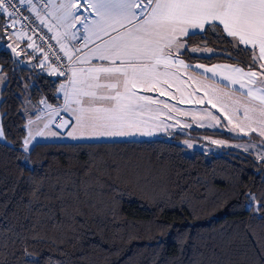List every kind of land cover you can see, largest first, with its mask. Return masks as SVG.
Here are the masks:
<instances>
[{"label":"trees","instance_id":"obj_1","mask_svg":"<svg viewBox=\"0 0 264 264\" xmlns=\"http://www.w3.org/2000/svg\"><path fill=\"white\" fill-rule=\"evenodd\" d=\"M9 32L0 39L1 74L7 77L0 92V125L7 141H0V264H26L31 258L24 256V247L37 254L39 264H264V210L257 214L248 206L249 194L257 203L264 201V160L231 149L187 155L180 145L203 137L262 146L261 137L191 129L173 133L169 140L36 142L25 153L24 109L42 102L59 106L57 89L68 75L47 74L41 53L21 52L12 61L4 49ZM230 40L225 34L224 39L213 33L203 40L196 36L189 40L192 47L206 41L204 46L219 53L183 51L179 57L187 63H226L262 72L259 62L252 63L251 49L233 48ZM89 171L103 175L107 187L91 189L90 199L81 192L86 215L53 228L64 217L60 203L48 197L61 188L79 191L91 179ZM36 187L41 189L38 199L32 196ZM65 203L73 201L69 197ZM33 227L47 239L32 240ZM73 235L80 237L75 246L73 241L51 242Z\"/></svg>","mask_w":264,"mask_h":264},{"label":"snow or ice","instance_id":"obj_2","mask_svg":"<svg viewBox=\"0 0 264 264\" xmlns=\"http://www.w3.org/2000/svg\"><path fill=\"white\" fill-rule=\"evenodd\" d=\"M86 2L96 19L90 23L85 22L86 18L80 21L84 23L87 33L83 37V47H87L89 41L94 43L95 39H100L101 43L90 49L87 59L84 57L77 59L81 62H89L91 59L106 60L112 66L92 65L86 70L85 79H77V72L73 69L69 78L71 88L68 89L63 83L60 84L65 96L63 110L69 112L75 119L72 130L67 133L73 140L135 135L132 129L136 125L131 119V115L135 111L134 100L147 98L135 97L134 93H130L128 69L132 70L131 76L136 78L138 68L150 67L154 70L161 63L167 65L174 54L177 58L171 62L183 64V61L179 60V54L182 51H201V48L192 47L189 44V40L196 36H201L203 40L208 33H213L218 38L224 39L226 33L227 37L232 38L227 42L233 48H239L240 45H244L246 48L250 47L249 55L252 57L253 64L264 61V0H86ZM25 5L29 11H35L33 0H0V39L6 29L15 28V25L20 22L17 14L22 13L21 6ZM59 7L66 8L68 11L63 17H57L58 20L74 16L71 9L74 7L79 9L80 5L68 3L61 4ZM49 15H53V13L50 12ZM4 16L8 17V21L4 20ZM25 18L27 19V17ZM76 19L80 20V17H76ZM43 22L42 20L41 23ZM121 29L124 30L121 31ZM112 32H116V35H111ZM71 36L72 39L77 38L76 33H72ZM104 36H107L108 39L104 40ZM183 37H188V40L182 39ZM204 43L206 45L207 42L204 41ZM7 47L16 56L20 55L16 47L11 44ZM257 49L258 55L255 51ZM61 50L71 61V51L66 50L64 45H61ZM204 50L212 51L206 47ZM76 51L79 52L80 48H77ZM47 59L45 57V60ZM145 60L150 64L136 63ZM117 61H119V66H117ZM185 67L187 66L185 65ZM195 67L201 66L197 64ZM260 68L264 69V64H260ZM206 71H211V69H206ZM233 71L242 73L240 68H235ZM2 72L3 69L0 68V73ZM81 72L83 73L84 70ZM50 74L64 76L65 71L57 72L56 68H52ZM242 74L250 78L257 76L255 71ZM261 76L264 79V73H261ZM6 80L5 75H0V84L6 83ZM121 86H123V92L120 90ZM241 87H245L244 83H241ZM96 89L106 91L98 93L95 91ZM253 91L249 88L246 95L252 97ZM256 91L260 93L258 97L260 104L264 105V86ZM98 101L103 103L98 105ZM72 104H75L76 107H71ZM244 115L247 119V108H245ZM261 116L264 117V108H261ZM67 124L68 121H63L62 124H57V127L67 126ZM251 131H258V134L264 137V127L260 129L251 127ZM51 135L55 136L57 133H51ZM0 140L7 142L2 125H0ZM212 143L222 142L212 141ZM28 145L29 141L25 140L23 142L25 153L29 151ZM23 159L28 161L27 156H24ZM259 159L264 160V155H261ZM261 166L264 167V165ZM86 175L91 179L82 182L79 191L71 193L61 188L54 197H48V199H54L60 203V212L64 217L63 221H55L52 225L53 228H63L66 222H75L77 217L86 215L80 206L81 203L86 202L80 200L81 192L90 199L91 189L107 187L103 175L92 176L90 171ZM138 183L139 181H137ZM116 191L118 192V189ZM40 192L41 189L36 187L32 196L38 199ZM69 197L73 201L71 204L65 203ZM90 206L94 207L95 205ZM248 206L259 214L264 210V201L257 203L256 197L249 194ZM261 218L264 219V217ZM81 226H83L82 222ZM31 231L30 238L32 240L47 239L45 235L37 232L35 227ZM61 235L64 234L61 233ZM79 240V236L73 235L64 239H53L51 242L63 245L73 241L75 246ZM23 253L26 258H31L26 260V264H39V259L36 258L37 254L29 251L28 247H24Z\"/></svg>","mask_w":264,"mask_h":264},{"label":"crops","instance_id":"obj_3","mask_svg":"<svg viewBox=\"0 0 264 264\" xmlns=\"http://www.w3.org/2000/svg\"><path fill=\"white\" fill-rule=\"evenodd\" d=\"M35 5V4H34ZM79 5L83 6V11L78 12L80 13L79 17L80 20L72 21L71 18L67 19H60L58 20L57 17H61L60 15L56 14L55 6H49V3L46 8H38L35 5V11H30L35 18L37 19V22L39 25L50 35V37L54 40L56 46L58 47L61 55L65 57L67 60H69L65 56V52L61 50V45H64L66 50L71 51L72 60L70 61V69L68 77L62 82L64 85L68 87V89L71 88V85L69 83V78L71 77L72 70L75 69L77 72V79H85L86 78V70L92 66V65H104V66H112L110 65L109 61H101L99 59H91L89 62H81L78 60V57H84L85 59L88 58V54L90 53V49L94 48L97 44L101 43L100 39H95V42L89 41L87 47H83L84 40L83 37L87 35L85 32V25L84 23L80 22L81 20H84L86 18L87 23H90L92 20H95L96 17L92 14V10L88 8L86 0H80ZM26 6V5H25ZM27 7V6H26ZM54 10L53 12L50 11ZM53 13V15H49V13ZM38 14V15H37ZM5 19L8 21V18L5 16ZM76 19V17H75ZM44 21L41 23V21ZM222 28V26H221ZM10 30L13 29L14 32H11V37L9 34V40L13 47L17 48V52L22 53H30L31 52V46L37 47L38 45L36 42L33 41V39L26 35L22 34V32L15 27V28H9ZM124 29H121L123 31ZM76 33V39H72L71 34ZM111 35L115 36L116 32H112ZM225 35H227L225 33ZM21 38V39H20ZM25 38L28 41V44H24V41L21 42L22 39ZM183 37L182 39H184ZM232 39L231 37H229ZM104 40H107L108 37L104 36ZM81 41V44L79 46H76L75 43ZM29 44L31 46H29ZM37 45V46H36ZM245 47L244 45H241ZM80 48V51L77 52L76 49ZM250 49V47H249ZM33 51V50H32ZM37 53H41L38 50L37 47ZM256 54L258 55V49L255 50ZM36 52V51H34ZM183 52V51H182ZM203 56V55H198ZM31 55L28 56L29 59H31ZM176 55L174 54L171 57L170 62L165 65L163 63L157 65L155 69H151L150 67H142L137 69V77L133 78L131 76V69H128L129 71V81L131 82L133 79L136 80L138 83L141 84H147L148 88L139 89L136 87L135 89L130 90L131 93L134 94H148L149 95V103L151 106H164L162 103V99L158 97L157 94H154L158 91V93L163 95V101H167V99L164 96V93L166 91H173L175 93V96L178 95L181 91L188 92L190 90V87L192 86L193 89H195V92L198 96V99H200L202 102H209L212 101L213 104H218L220 101H223L226 99L227 104L229 108L233 109V112H229L230 118L232 116H236L239 119L245 118L244 112L245 108L248 109V117H251L256 120V122H262L264 121V117L261 116V108H264V105L260 104L259 101V95L260 93L256 91V89H259L261 86H264V79H262L261 73H264V69H262V72H257L256 77H248L246 75H243L242 73H247L254 70H245L235 65H230L226 63H215L210 65H205L202 63H187L183 59L179 57V60L183 61V64L179 63H172L171 61L176 60ZM260 64H264V61H258ZM137 64L141 65H148L150 64L149 61H137ZM199 64L201 67H195V65ZM185 65L187 67H185ZM43 66H45L44 70L47 74L54 76V74H50L51 72V65L48 64L46 61L43 63ZM117 66H119V61H117ZM235 68L242 69V73H238L233 71ZM206 69H211V71H206ZM81 70H84L82 73ZM0 75H2L0 73ZM188 79H190L189 82ZM232 81H235L234 83ZM103 82V81H102ZM241 83H244L245 87H241ZM190 84V86L188 85ZM4 84H0V92L3 88ZM253 89V96H247L246 93L248 89ZM95 91H106V90H100L96 89ZM148 91V92H147ZM123 92V90H121ZM255 97V98H254ZM61 99V104L59 105L61 107V111L63 110V106H65V96L63 91V98L59 97ZM191 100L188 101V106L193 108L197 114H201L200 111H197L196 109H201L202 105L203 108H206L207 105L198 103L195 99L190 97ZM199 101V102H201ZM190 103V104H189ZM73 107H76L74 105ZM237 108H241L244 110H241L240 112L237 111ZM223 111L219 110V112H216L217 115L221 116L222 119L224 117L222 116ZM264 123V122H262ZM223 130V129H221ZM225 131V130H224Z\"/></svg>","mask_w":264,"mask_h":264},{"label":"rangeland","instance_id":"obj_4","mask_svg":"<svg viewBox=\"0 0 264 264\" xmlns=\"http://www.w3.org/2000/svg\"><path fill=\"white\" fill-rule=\"evenodd\" d=\"M80 0H48L49 6L56 7V14L61 17L68 11V9L60 8L61 4L73 3L79 5ZM46 8V7H45ZM51 10L50 11H54ZM71 11L75 14L74 16H68L74 22H77L75 17H79L80 13L83 11V6L80 5L79 9L72 8ZM19 31V30H18ZM11 32H14L13 29L10 30L9 34L11 37ZM23 34V33H22ZM21 39V38H20ZM25 39V38H22ZM24 41V44H28V41ZM30 45V44H29ZM37 46V45H36ZM38 47V46H37ZM37 47L31 46V52H38ZM201 48L199 52L189 53L194 55H203V56H212L219 53V51L206 47L204 45L198 46ZM206 48L212 49V51L204 50ZM40 51V49L38 48ZM188 79L187 82H189ZM190 86V84H188ZM138 87L139 89L148 88L147 84L138 83L136 80L129 81V91ZM149 89V88H148ZM120 90H123V86L120 87ZM148 92V91H147ZM99 93V92H98ZM131 93V92H130ZM158 97L162 99L164 106H151L148 105L150 99L148 94H135V97H145L147 99H136L134 100L135 111L131 115V119L136 125L132 130L135 132V135L130 136H116V137H99L93 139H77L73 140L67 135L69 131L72 130L73 125L75 124V119L69 114V112L62 110L60 106H51L45 102L37 103L36 105L28 104L26 110L24 109L26 117V136L25 140L29 141L28 147L30 148L32 144L36 142H117V141H149V140H169L173 133L188 134L191 129H210V130H225L227 134L232 138H238L242 136H247L249 134H255L261 137L264 140V137L260 136L257 132L251 131V127H256L260 129L264 127V123L256 122L255 119L248 117L247 119L243 118L242 120L236 116L230 118L229 112H233L232 108H229L226 99L220 101L218 104H213L212 101L202 102L198 99V96L193 87H190L188 92L181 91L178 95L175 96L173 91H166L164 93L167 101H163V95L155 92ZM57 96L63 98V90H61L60 85L57 89ZM190 97L195 99L200 104L207 105L206 108L196 109L200 111L201 114H197L193 108L188 106V101L191 100ZM201 101V102H199ZM98 101L97 104L99 105ZM190 104V103H189ZM75 104H72L73 107ZM64 109V106H63ZM222 110V116L217 115L216 112ZM241 108H237V111L240 112ZM61 115V122L68 121L67 126L57 127L56 122H58V116ZM47 125V127H46ZM251 126V127H250ZM42 133V135H41ZM51 133H57L53 136ZM143 133V134H141ZM247 133V134H245ZM201 141H196L192 139H186L180 142V145L184 147L185 153L187 155H192L194 151L203 152L204 154L218 155L223 152V150H238L245 153H250L256 158H259L261 155H264V149L261 144L253 143L250 141H236V140H223L215 138H201ZM5 142L4 140H0ZM212 141H221L222 143H212ZM191 145V147H189Z\"/></svg>","mask_w":264,"mask_h":264},{"label":"built area","instance_id":"obj_5","mask_svg":"<svg viewBox=\"0 0 264 264\" xmlns=\"http://www.w3.org/2000/svg\"><path fill=\"white\" fill-rule=\"evenodd\" d=\"M33 3L38 8H45L48 5V0H33ZM22 13H18L20 22L15 27L22 33L30 36L34 42L38 45L41 54L48 59L46 60L52 68H56L57 72L65 71L64 76L66 77L70 69V61L63 57L56 46L54 40L50 35L39 25L35 16L27 9L26 6H21ZM7 17V16H6ZM27 17V19L25 18ZM8 18V17H7ZM81 41L75 43L79 46ZM59 57V59H57ZM57 75V74H56ZM59 76V75H58Z\"/></svg>","mask_w":264,"mask_h":264},{"label":"water","instance_id":"obj_6","mask_svg":"<svg viewBox=\"0 0 264 264\" xmlns=\"http://www.w3.org/2000/svg\"><path fill=\"white\" fill-rule=\"evenodd\" d=\"M7 45H9V44H6V45L4 46V49L8 52V54H9V56H10V59H11L12 61H16V60H18V59H19V56H16V54L13 53V52L11 51V49L7 47ZM201 45H205V43H201ZM19 66H20L22 69H27V66L25 65L24 61H22V63H21V61H20V62H19Z\"/></svg>","mask_w":264,"mask_h":264}]
</instances>
